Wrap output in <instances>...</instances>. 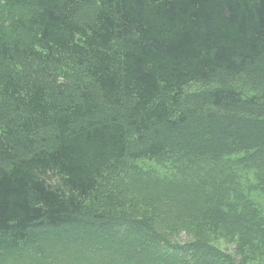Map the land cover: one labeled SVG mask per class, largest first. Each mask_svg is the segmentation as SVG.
<instances>
[{"label": "trees", "instance_id": "16d2710c", "mask_svg": "<svg viewBox=\"0 0 264 264\" xmlns=\"http://www.w3.org/2000/svg\"><path fill=\"white\" fill-rule=\"evenodd\" d=\"M261 65L264 0H0V264H264Z\"/></svg>", "mask_w": 264, "mask_h": 264}, {"label": "rangeland", "instance_id": "374dc122", "mask_svg": "<svg viewBox=\"0 0 264 264\" xmlns=\"http://www.w3.org/2000/svg\"><path fill=\"white\" fill-rule=\"evenodd\" d=\"M17 69L19 71H21V72L25 71V69L20 67V66H18ZM257 69H258V71L253 72V73L251 72V74H252L251 77L256 76L257 74H260L261 77L263 78L264 65L259 66V68H257ZM253 71H255V70H253ZM251 77H249V78H251ZM249 78L243 79V77H242V78L237 79V80H239V81H237V84L235 82L234 83L231 82V83H232L233 86H235L237 88H239V86L245 87V86H243L241 84L246 83L249 80ZM225 84L230 86L229 82L225 83ZM203 90H204V87H202L200 85H192L188 92L194 93L196 91L200 92V91H203ZM129 174H130V178H127V176H126V180L124 181V183L127 186L132 187V189L130 190V193L128 195L132 196L133 197V201H134V199H135V201L134 202L132 201L133 203H126L125 202V210H126L127 213L132 215L133 218H138V217H141V200H144V201L145 200H150V199L156 200L157 196L152 198V195H153V193L157 192L158 189L156 188L155 185H153V187H151V188L148 187L149 189L147 191L141 192V187H139V186H141V183L138 182V178H136L131 173H129ZM54 184L58 185V181H57L56 178H54ZM159 189H160V187H159ZM157 206L158 205H157L156 202L151 201L150 203H148V207H150V209H152V210L156 209ZM159 211H160V209H159ZM24 261L27 262V260H24Z\"/></svg>", "mask_w": 264, "mask_h": 264}]
</instances>
